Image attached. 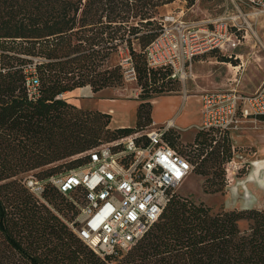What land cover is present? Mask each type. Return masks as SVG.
<instances>
[{"label":"trees","instance_id":"1","mask_svg":"<svg viewBox=\"0 0 264 264\" xmlns=\"http://www.w3.org/2000/svg\"><path fill=\"white\" fill-rule=\"evenodd\" d=\"M174 1L0 0V264H264V210L213 211L173 194L135 245L101 258L63 221L66 212L77 214L70 201L51 184L41 200L25 185L30 172L54 166L43 171L45 180L55 168L82 165L77 155L148 128L149 100L175 80L169 66H148L145 50L159 35L160 9ZM120 49L130 67L118 59ZM130 68L140 89L135 128L112 130L110 114L63 98L82 87L119 88ZM211 134L198 130L195 140ZM228 135H220L226 159ZM176 137L172 129L165 134L172 146ZM209 154L216 161L219 153Z\"/></svg>","mask_w":264,"mask_h":264},{"label":"built area","instance_id":"2","mask_svg":"<svg viewBox=\"0 0 264 264\" xmlns=\"http://www.w3.org/2000/svg\"><path fill=\"white\" fill-rule=\"evenodd\" d=\"M243 1L254 15H264V0ZM160 23L159 35L145 50L146 59L153 68L169 66L172 80L185 78L193 59L221 49L231 34L226 24L209 29L173 14L163 16ZM123 61L131 66L128 56ZM128 71L133 76L132 69ZM28 87L33 95L36 83ZM200 99L197 130L214 136L239 131L248 119L264 116V83L252 93L231 87L205 92ZM173 127L168 121L101 143L81 154L86 159L82 165L45 180L30 175L25 185L40 200L45 184L72 196L77 214L65 223L101 258L128 251L158 221L175 190L194 169L189 156L165 138ZM228 175L226 169V180Z\"/></svg>","mask_w":264,"mask_h":264},{"label":"rangeland","instance_id":"3","mask_svg":"<svg viewBox=\"0 0 264 264\" xmlns=\"http://www.w3.org/2000/svg\"><path fill=\"white\" fill-rule=\"evenodd\" d=\"M167 14L209 29L226 24L231 33L221 49L209 50L193 59L185 78L183 76L182 80L170 82L167 85L171 90L155 97H174L175 100L158 101L151 108V123L146 126L149 128L153 121L157 126H162L168 119L173 120L179 129H172L178 136L173 144L194 162L193 171L175 190L174 195L194 203H203L213 211L251 208L264 210V117L248 119L243 123L242 129L228 135V159L224 156L222 158L224 153L219 152L223 145L219 136H206L205 143L195 140L198 131L195 124L200 116L199 104L195 99H199L205 92L231 87L242 93H252L264 83V15H254L253 10L243 0H195L191 6H187L182 0H175L162 7L158 17ZM235 31L237 33H234ZM126 57V51L120 49L118 59L124 66L123 60ZM221 59L229 61H220ZM102 93L131 99L138 97L140 89L127 70L121 87ZM95 94L81 90L82 106H88L82 107L83 110L95 109L94 104L98 100V95ZM69 98L67 95L66 99ZM149 101L151 103V100ZM114 115L121 120H131L136 118V108L128 105L115 109ZM108 127L116 129L110 123ZM125 127L135 128L136 119L133 125ZM183 127L186 128L182 130ZM211 150L219 153L216 161L210 158ZM198 154L201 155L197 158ZM76 157L82 156L80 154ZM51 167L54 166L37 169L28 176L39 179L43 171ZM226 169L229 170L227 180ZM63 171L64 168H55L57 175ZM220 187V191L213 192ZM71 197L63 195L64 201L67 202ZM74 217L73 212L68 211L62 219L69 222ZM239 226L245 229L247 225L241 222Z\"/></svg>","mask_w":264,"mask_h":264},{"label":"crops","instance_id":"4","mask_svg":"<svg viewBox=\"0 0 264 264\" xmlns=\"http://www.w3.org/2000/svg\"><path fill=\"white\" fill-rule=\"evenodd\" d=\"M82 89L86 90L87 92L92 93L89 87L77 88V89H75V90H73L71 92L65 93L64 94L65 95V99H66V96L68 95L70 98L66 99V100L69 103L75 105L78 108H82V107L86 108V107H88L86 105L82 106L83 103H82V100H80L81 99L80 98V94H81V90ZM113 89H117V88H113ZM108 90H110V89H105L102 92H106ZM102 92H98V93L95 94L96 96L98 95V98H97L98 100L94 104L95 109L91 108L89 110H97V111H100L102 113L110 114L111 115L110 125L112 127H114V128H122V127H125V126L133 125L136 118H133L131 120H126V119L125 120H121V119H119V117L114 115V110L115 109L125 108L128 105H132L133 108L137 109L139 101H137L136 98L127 99V98H121V97H119L117 95L116 96H107V95H104ZM176 99H179V98H176ZM187 99H191V98H187ZM162 100L163 101H167V102H172V100H175V98L174 97H157V98H153V99H151V105L155 106V104L158 101L162 102ZM195 100L199 104V109H200L199 110L200 111V116L198 117L197 123L195 125H199L200 122H201V99L199 97V99H195ZM168 121H172V123L174 125L173 128L178 129L176 127V125H175L173 120L168 119L167 121H165V123H167ZM165 123H163V125ZM152 125H157V124H156V122L153 121ZM186 127H183L182 130H184ZM255 163L257 164V162H255Z\"/></svg>","mask_w":264,"mask_h":264}]
</instances>
